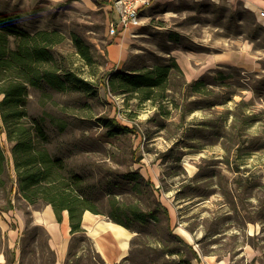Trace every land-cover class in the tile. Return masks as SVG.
I'll use <instances>...</instances> for the list:
<instances>
[{
  "label": "rangeland",
  "instance_id": "obj_1",
  "mask_svg": "<svg viewBox=\"0 0 264 264\" xmlns=\"http://www.w3.org/2000/svg\"><path fill=\"white\" fill-rule=\"evenodd\" d=\"M155 6L156 2L153 9H146L142 28L115 38L107 32L110 12L103 0H0V12H8L29 31L63 34L66 41L57 49L59 63L99 87L98 97L92 99L54 94L47 107L38 92L32 91L30 110L41 114L48 108L65 114L69 127L53 130L49 148L66 157L70 174L84 175L102 208L108 209L110 197L146 212L162 210L160 201L170 211L173 233L186 239L180 255L192 264H264V29L245 8L225 0H172L160 8ZM172 30L191 42L170 43ZM74 35L88 45V59L78 54ZM109 45L127 52L122 70L159 65L162 57L173 56L166 53L167 48L179 52L185 45L187 50L213 52L250 47L260 58L261 69L207 71L198 80L213 82L221 72L226 79L197 92L192 86L187 90L199 73L189 63L186 72L182 69V75L172 76L164 99L141 102L138 94L109 90L110 78L119 71L107 53ZM101 116L116 119L131 131L107 139L104 128L97 124ZM2 140L9 149L4 136ZM11 170L16 194L13 167ZM131 172H139L143 178L124 179ZM4 197L0 189V205H4ZM14 204V210L0 212V224L8 225L13 233L11 236L0 225V263L6 264L15 252V264H57L56 253L54 262L49 251L47 230L31 218L34 210L43 207L27 209L29 205L17 195ZM160 212L152 234L153 248H162L169 240L168 223ZM24 218L27 225L22 229ZM36 226L41 228L36 231ZM128 231L127 257L134 254L138 264H150L143 260L145 253H139L138 245L131 255L137 233ZM257 231L260 239L252 240L249 234ZM84 236L73 235L70 264H88L90 255L98 253ZM188 245L200 254L199 262Z\"/></svg>",
  "mask_w": 264,
  "mask_h": 264
},
{
  "label": "trees",
  "instance_id": "obj_2",
  "mask_svg": "<svg viewBox=\"0 0 264 264\" xmlns=\"http://www.w3.org/2000/svg\"><path fill=\"white\" fill-rule=\"evenodd\" d=\"M160 7L162 5H157L156 8ZM248 14L253 16L250 12ZM254 19L256 21V18ZM260 26L264 29L263 25ZM169 38V42L175 45L181 44L182 40L185 43L191 42L189 37L174 30ZM72 40L78 54L88 59V45L78 35H74ZM65 41V36L59 31L32 32L20 26L8 12H0V189L5 196L4 205H0V212L7 213L16 208V195L36 209L49 205L60 223L63 221L64 212H68L71 234H82L84 239V213L105 215L112 222L137 233L131 242V255L136 251L135 247L139 246V253H145L143 260H149L150 264H192L190 259H184L180 255L181 246L185 242L173 233L169 211L160 201L158 204L162 210L156 208L146 212L136 205L123 204L116 197H110L108 209L102 208L98 205L99 198L91 193L94 187L84 182V175L70 174L66 157L50 150L53 130L57 128L65 131L69 124L64 113L55 114L48 108L41 114L32 113L31 92H38L41 103L45 102V107L50 105L48 99L54 94L77 95L79 98L88 99L97 98L99 94L97 85L82 78L70 66L63 67L59 63L57 49ZM182 48L187 50L188 47L185 45ZM172 50L167 48L166 53L170 54ZM162 58V63L153 67L117 71L109 80V90L120 94H138L141 102L164 99L172 76L182 75L183 72L174 57ZM219 74L220 77L213 79V82L201 79L195 81L194 85L187 86V90L192 86L194 91H205L207 86H214L215 82L226 79L222 72ZM259 87L255 88V92ZM97 124L104 128V137L107 139L131 131L129 127L109 116H101L97 119ZM3 136L5 142L10 144L9 149L2 140ZM11 165L16 177V194ZM141 177L143 178L139 172H131L124 179L137 181ZM147 184L154 188L151 182ZM160 211L168 223L169 240L163 242L162 248H153L152 245L156 242L152 240V234L153 230H157L154 224L159 222ZM34 228L38 231L41 227ZM169 243L176 245L171 247ZM189 248L193 257L198 258L196 251L191 246ZM49 251L56 262L55 253L50 246ZM12 256L9 260L7 257L8 264H14L16 261V254L12 253ZM72 256L74 254L70 251L66 264L71 263ZM93 258L96 262H92ZM130 262L138 264L134 254L118 264ZM88 264L106 262L99 253H93Z\"/></svg>",
  "mask_w": 264,
  "mask_h": 264
},
{
  "label": "crops",
  "instance_id": "obj_3",
  "mask_svg": "<svg viewBox=\"0 0 264 264\" xmlns=\"http://www.w3.org/2000/svg\"><path fill=\"white\" fill-rule=\"evenodd\" d=\"M103 1L107 5V8L109 9L110 12V8L108 6L111 0H103ZM171 1L172 0H159V3H157L158 0H155L156 2L155 8L157 7V5H164L166 4V2H171ZM199 1L202 2L203 0H199ZM225 1L229 5L241 6L245 8V10L252 13L253 16L257 19V21L264 26V18L260 16V12L264 11V0H225ZM146 12L147 11L143 13L145 18H146L145 16ZM113 18L114 15L110 12V17L108 21ZM137 29H131V30L134 31ZM131 30L120 33L119 34L120 36L118 35L115 38L121 37V35H125ZM224 44L226 45V43ZM229 45H230V41L228 40L227 46ZM175 50L171 52L173 54L172 57L176 59L181 69H183L186 72L187 67L189 66L188 64L191 63L193 67L196 66L197 69L199 70V73L197 75H194V81L198 80L199 77H202L203 74L207 71H214L216 69H223L226 67H238L250 72H257L261 69L260 58L257 57V55L253 54L250 47H245V49H243L242 51H232L228 49V50H223L221 52L200 51V50H184L178 52ZM107 53L109 55V58L112 59L113 67H115L116 70H121L120 68L123 66V63L121 62L126 58L127 52L125 51L122 53L119 48L114 47V45H109L107 47ZM165 208L168 209L167 207ZM27 209H34V208L29 205ZM42 209L43 210L41 211L34 210L31 218H33V221L36 224H40L42 227H44L47 230V233L49 235V246L57 255V264H65L67 262L70 245L73 238V234H71L69 214L68 212H64L63 221L60 223L58 222L57 217L51 206L48 205L43 207ZM169 215H170V211H169ZM170 220H171V216H170ZM22 221L24 222H21L20 225L22 226V229H25L27 225L25 224V218ZM109 224L110 221L100 217L99 215H95L90 212H85L83 215L82 227L85 231L87 238L90 240L91 243H93L96 251L102 256V258L105 260L107 264H118L125 257H127L129 253L131 236L128 240L129 245L126 254L122 246V241L124 238L119 237L116 234V232L109 227ZM0 225L3 226L6 232H8L11 236H13V233L9 232L8 225H4V224H0ZM174 233L178 235L176 232ZM260 234L261 232L257 231L252 235L249 234V237L252 240H257L260 239L259 237ZM178 236L181 239L184 238L181 237L180 235ZM255 246L258 247L257 244H255ZM196 253L198 255V258H196V260L199 262L201 260V256L197 251ZM16 262L17 260L14 262V264Z\"/></svg>",
  "mask_w": 264,
  "mask_h": 264
},
{
  "label": "built area",
  "instance_id": "obj_4",
  "mask_svg": "<svg viewBox=\"0 0 264 264\" xmlns=\"http://www.w3.org/2000/svg\"><path fill=\"white\" fill-rule=\"evenodd\" d=\"M154 2L155 0H111L108 7L114 18L107 23L108 35L117 37L120 33L143 27V13ZM260 16L264 18V11L260 12Z\"/></svg>",
  "mask_w": 264,
  "mask_h": 264
},
{
  "label": "bare ground",
  "instance_id": "obj_5",
  "mask_svg": "<svg viewBox=\"0 0 264 264\" xmlns=\"http://www.w3.org/2000/svg\"><path fill=\"white\" fill-rule=\"evenodd\" d=\"M109 227L112 230H114L119 237L124 238L122 241V246H123V249L125 250V253L127 254V249H128V245H129L128 240H129L131 234L123 226L116 224L114 222H110Z\"/></svg>",
  "mask_w": 264,
  "mask_h": 264
}]
</instances>
